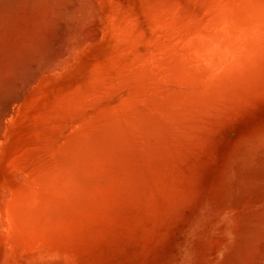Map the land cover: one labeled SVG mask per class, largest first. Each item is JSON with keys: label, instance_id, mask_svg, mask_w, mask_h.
Listing matches in <instances>:
<instances>
[{"label": "bare ground", "instance_id": "bare-ground-1", "mask_svg": "<svg viewBox=\"0 0 264 264\" xmlns=\"http://www.w3.org/2000/svg\"><path fill=\"white\" fill-rule=\"evenodd\" d=\"M206 5L0 0V264H264V0Z\"/></svg>", "mask_w": 264, "mask_h": 264}, {"label": "rangeland", "instance_id": "rangeland-1", "mask_svg": "<svg viewBox=\"0 0 264 264\" xmlns=\"http://www.w3.org/2000/svg\"><path fill=\"white\" fill-rule=\"evenodd\" d=\"M207 1L208 0H181L182 6H183L179 13V35L181 34L180 35L181 41L185 39L184 37L189 38V36L192 35V34L190 35V33L192 30L191 27L193 26V24L198 25L199 23L202 22L200 25H203L206 23L207 20H209V13L207 12L208 6L206 5ZM188 28H191L190 31ZM186 35H188V37ZM108 142L110 145L108 144ZM111 151H112V141L111 140L109 139L97 140V154L98 155H97V166L94 168L95 171H112ZM107 156H110V157H107ZM105 161L108 162L109 165L108 163H105ZM110 165H111V168L109 167Z\"/></svg>", "mask_w": 264, "mask_h": 264}]
</instances>
